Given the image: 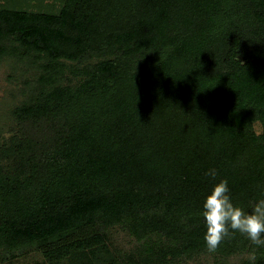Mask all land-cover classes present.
<instances>
[{
	"label": "trees",
	"instance_id": "trees-1",
	"mask_svg": "<svg viewBox=\"0 0 264 264\" xmlns=\"http://www.w3.org/2000/svg\"><path fill=\"white\" fill-rule=\"evenodd\" d=\"M7 60L0 264H264L202 216L264 198V0H0Z\"/></svg>",
	"mask_w": 264,
	"mask_h": 264
},
{
	"label": "clouds",
	"instance_id": "clouds-1",
	"mask_svg": "<svg viewBox=\"0 0 264 264\" xmlns=\"http://www.w3.org/2000/svg\"><path fill=\"white\" fill-rule=\"evenodd\" d=\"M205 175L215 180L217 172L209 169ZM229 193L228 181L223 179L214 184L204 201L202 216L207 231L203 239L207 251L215 253L235 232L246 236L255 246H264V198L255 201L250 211H245L233 203Z\"/></svg>",
	"mask_w": 264,
	"mask_h": 264
},
{
	"label": "rangeland",
	"instance_id": "rangeland-1",
	"mask_svg": "<svg viewBox=\"0 0 264 264\" xmlns=\"http://www.w3.org/2000/svg\"><path fill=\"white\" fill-rule=\"evenodd\" d=\"M18 70L13 67L11 61L0 62V133L8 136L10 133V126L13 124L10 116L11 108L21 98L19 89L17 87L16 76ZM118 240L128 242L129 238L122 232L116 234ZM38 257V255H36ZM29 255L26 257L16 258L8 263L2 264H35L37 257ZM230 264H240L241 257L235 256L230 258ZM190 264H200L199 261H192Z\"/></svg>",
	"mask_w": 264,
	"mask_h": 264
}]
</instances>
